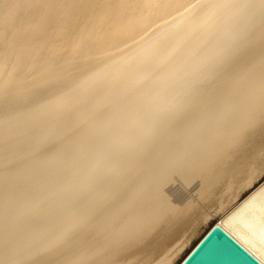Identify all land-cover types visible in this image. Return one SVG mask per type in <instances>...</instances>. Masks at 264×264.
I'll use <instances>...</instances> for the list:
<instances>
[{"label": "bare ground", "instance_id": "6f19581e", "mask_svg": "<svg viewBox=\"0 0 264 264\" xmlns=\"http://www.w3.org/2000/svg\"><path fill=\"white\" fill-rule=\"evenodd\" d=\"M262 177L264 0H0V264L264 255Z\"/></svg>", "mask_w": 264, "mask_h": 264}, {"label": "water", "instance_id": "95a60500", "mask_svg": "<svg viewBox=\"0 0 264 264\" xmlns=\"http://www.w3.org/2000/svg\"><path fill=\"white\" fill-rule=\"evenodd\" d=\"M260 187H263L261 184L255 191H257ZM255 191L249 194L241 203L240 205L252 197L255 194ZM240 205L233 210V212L240 207ZM232 212V213H233ZM231 214H228L217 224L213 226L210 232L201 240L199 241L190 252L181 260L179 264H210V259L213 252V243L214 242H225L228 243L230 247H233L240 251V256L242 259L240 260L239 264H264V262L254 259L252 255L243 252L239 249V244L243 243L240 239H238L226 226L227 219ZM239 241V243H237ZM250 252L255 253L252 249L246 246ZM256 256H258L255 253Z\"/></svg>", "mask_w": 264, "mask_h": 264}, {"label": "snow or ice", "instance_id": "6c2138e0", "mask_svg": "<svg viewBox=\"0 0 264 264\" xmlns=\"http://www.w3.org/2000/svg\"><path fill=\"white\" fill-rule=\"evenodd\" d=\"M251 232L261 248H264V195L261 197L259 214L252 222ZM237 243H239V241H237ZM239 249L252 255L254 259L264 262V255L256 256L255 253L250 252L244 243L239 244ZM241 259L242 257L240 256V251L230 247L228 243H213V252L210 259V264H239Z\"/></svg>", "mask_w": 264, "mask_h": 264}]
</instances>
